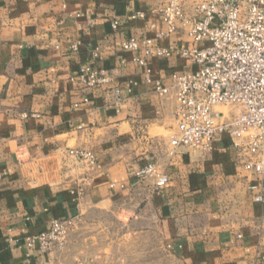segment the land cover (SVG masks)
<instances>
[{"label": "crops", "instance_id": "1", "mask_svg": "<svg viewBox=\"0 0 264 264\" xmlns=\"http://www.w3.org/2000/svg\"><path fill=\"white\" fill-rule=\"evenodd\" d=\"M165 1L0 0V264L88 259L110 217L122 236L159 237L169 255L148 264H264V173L246 172L226 135L209 152L170 155L173 90L158 96L120 49L130 39L193 45L184 31L167 34L156 14ZM183 1L192 15L200 0ZM86 65L102 71L101 84L78 81ZM195 68L176 56L148 60L151 81L168 88ZM149 159L168 178L163 189L135 176ZM79 218L65 250L26 247L52 220Z\"/></svg>", "mask_w": 264, "mask_h": 264}, {"label": "built area", "instance_id": "2", "mask_svg": "<svg viewBox=\"0 0 264 264\" xmlns=\"http://www.w3.org/2000/svg\"><path fill=\"white\" fill-rule=\"evenodd\" d=\"M156 14L166 25L167 34L184 31L192 46L159 47L150 39L127 40L120 45L123 52L133 54L132 63L143 69L147 84L166 97L173 90L176 108L175 130L169 137V154L179 147L209 152L212 141L226 135L240 157L243 169L255 176L264 173V0H200L192 15H187L183 0H166ZM133 18H144L135 13ZM114 21L112 28L117 29ZM161 36V35H159ZM182 58L196 68L171 76V86L152 82L148 60ZM78 81L86 88L101 84L102 71L83 66ZM224 107L229 111L218 110ZM69 155L95 165L90 152L71 150ZM152 179L156 189H163L168 178L149 159L136 175ZM82 190L76 192L77 197ZM261 201L260 197L255 198ZM74 220H52L49 228L25 238L29 251L43 254L60 248ZM74 264H97L79 260Z\"/></svg>", "mask_w": 264, "mask_h": 264}, {"label": "rangeland", "instance_id": "3", "mask_svg": "<svg viewBox=\"0 0 264 264\" xmlns=\"http://www.w3.org/2000/svg\"><path fill=\"white\" fill-rule=\"evenodd\" d=\"M218 110L224 113L229 111L224 107H219ZM107 222L108 225L106 226L110 228V231L108 233L104 231V233L94 236L93 247L87 252V256L90 255V258L86 259L83 258V255H78L74 263L79 260H91L97 264H148L149 257L157 258L158 261H160V259L164 260L165 257L169 255L165 249L160 248L161 244L159 237H149L146 235L140 237L122 236L121 232H117L118 223L115 220L110 217ZM99 223L100 221L98 220V223H94L93 227L97 229ZM103 223H105V221H103ZM83 226L84 222L80 218L74 221L70 231L67 233L63 245L54 251L65 250L69 243L71 231L74 228ZM104 248L108 249V251L103 252L102 250H104ZM103 256H107V259L104 260ZM172 262L175 264L174 261Z\"/></svg>", "mask_w": 264, "mask_h": 264}]
</instances>
